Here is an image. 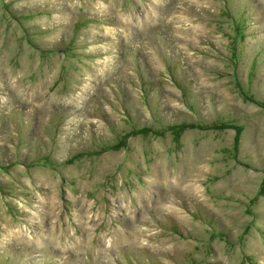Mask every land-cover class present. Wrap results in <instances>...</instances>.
<instances>
[{"label": "rangeland", "instance_id": "rangeland-1", "mask_svg": "<svg viewBox=\"0 0 264 264\" xmlns=\"http://www.w3.org/2000/svg\"><path fill=\"white\" fill-rule=\"evenodd\" d=\"M0 264H264V0H0Z\"/></svg>", "mask_w": 264, "mask_h": 264}]
</instances>
